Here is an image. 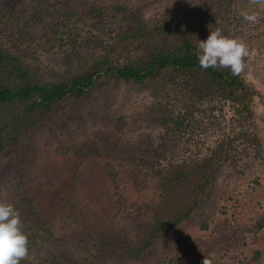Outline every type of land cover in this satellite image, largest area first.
<instances>
[{
	"label": "trees",
	"instance_id": "trees-1",
	"mask_svg": "<svg viewBox=\"0 0 264 264\" xmlns=\"http://www.w3.org/2000/svg\"><path fill=\"white\" fill-rule=\"evenodd\" d=\"M37 4L54 21L43 29L65 58L57 67L32 47L26 29L37 34L18 8L0 1V155L17 160V200L7 199L29 237L20 264H152L156 255L182 264L163 243L187 238L188 227L208 229L220 165L262 148L246 126L261 91L243 74L200 68L205 39L177 18L149 23L129 0ZM251 26L224 34H264V19ZM124 86L164 100L117 115ZM229 113L238 118L227 131ZM144 125L163 128L159 144L125 136ZM50 133L67 144L45 149L40 140ZM244 223L224 230L246 242L264 236V216Z\"/></svg>",
	"mask_w": 264,
	"mask_h": 264
},
{
	"label": "rangeland",
	"instance_id": "rangeland-1",
	"mask_svg": "<svg viewBox=\"0 0 264 264\" xmlns=\"http://www.w3.org/2000/svg\"><path fill=\"white\" fill-rule=\"evenodd\" d=\"M0 1L11 9L18 8L19 15L24 17L23 22H27L34 29L37 37L33 36L32 29L27 28L26 32L29 37L36 38L35 42H32V47L37 48L39 54H43L44 64L59 66L62 59H65L58 48L60 46L56 42L50 43L44 37L43 29L45 21L47 26L52 25L54 21L50 15L39 10L37 4L39 0ZM129 1L139 11L141 10L145 20L149 23L177 18L194 28L195 32L202 35L204 39L208 37L211 30L217 28L221 29L224 34L228 27L234 30L237 26H240L239 29L249 26L247 22L238 21L239 12L248 8L247 0H218L216 4H213L212 0ZM254 26L251 27L255 28ZM246 35L245 42L249 49V56L246 58L247 68L243 76L261 91L254 105V119L248 121L246 126L261 137L263 146L243 152L237 163L226 161L220 165L215 194L218 205L213 211L207 210L208 217L205 220L209 223L208 229H200L199 224L193 228L188 227L185 235L187 238L163 241L161 249L165 252L170 250V254L182 256V264H202L204 257L212 260V264H264V236H261L259 241L246 242L240 232L231 236L227 235L224 230L228 225L244 222L249 226L254 225L264 216V34L261 35L260 32L250 29ZM28 36H26L27 42L31 40ZM127 91L124 86L115 105L117 115L132 117L149 106L157 104L158 100H164V97L156 98L151 91L138 93ZM90 115L91 113L86 110V116ZM232 117L235 120L238 118L233 113L227 114L225 118L227 131L231 130ZM88 124L91 130L97 129L92 123ZM124 130L128 132L126 127ZM163 133L164 130L161 127L144 125L134 132H128V135L125 133V136L135 141H146L149 144L152 142L157 145ZM55 135L54 133L45 134L40 140L41 146L45 149L56 150L63 143L67 144L66 138L61 144L57 142ZM49 143H52V147L48 146ZM10 158L11 155L8 153L0 155V202L5 203H9L7 198L17 200L15 196L17 195L18 175L14 171L17 168V160L12 162ZM32 174L37 184L44 182L38 171H32ZM156 257L157 255L153 257L152 264H178L172 263L169 259L162 257L156 259Z\"/></svg>",
	"mask_w": 264,
	"mask_h": 264
},
{
	"label": "clouds",
	"instance_id": "clouds-1",
	"mask_svg": "<svg viewBox=\"0 0 264 264\" xmlns=\"http://www.w3.org/2000/svg\"><path fill=\"white\" fill-rule=\"evenodd\" d=\"M264 0H248V8L239 16L249 25H257L264 17ZM197 59L202 69H228L233 76H241L246 68L249 49L239 36H228L217 28L205 40H199ZM29 255V237L23 230L19 211L11 203L0 202V264H20ZM202 264H212L204 257Z\"/></svg>",
	"mask_w": 264,
	"mask_h": 264
}]
</instances>
